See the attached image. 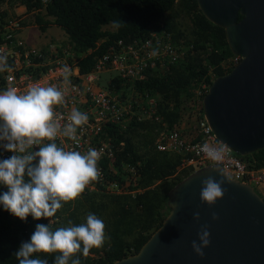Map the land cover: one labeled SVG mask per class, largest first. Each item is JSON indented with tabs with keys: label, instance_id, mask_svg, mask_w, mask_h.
<instances>
[{
	"label": "trees",
	"instance_id": "trees-1",
	"mask_svg": "<svg viewBox=\"0 0 264 264\" xmlns=\"http://www.w3.org/2000/svg\"><path fill=\"white\" fill-rule=\"evenodd\" d=\"M17 6L31 13L30 21L40 32L49 24L63 29L65 42L76 56L84 53L76 58L82 72L89 70L94 58L112 40L129 42L142 38L159 24L171 33L174 42L186 44L187 51L166 72L148 74L145 80L132 85L140 92L156 96V112L168 127L179 119L183 93L189 85L206 79L209 86L216 76L230 70L221 65L232 55L224 30L201 14L196 0H48L44 6L39 0H0V42L2 25L8 18H21L22 26L28 21L13 11ZM239 18L241 15H237ZM183 21H186V30L182 27ZM105 25L112 27L103 28ZM1 84L0 72V88ZM128 86L116 77L108 84L110 89L123 95L130 90ZM159 127L146 121L130 122L122 129L119 125L105 128L116 146L122 142L113 163L126 162L134 167L136 178L129 186L133 193L107 194L85 188L76 199L62 202L54 217L38 220L29 215L22 221L0 205V264H18L14 253L22 242L30 239L36 224L50 223L55 230L67 227L69 220L75 225L84 223L89 213L104 221L109 239L103 247L92 248L87 258L77 254L80 264H111L136 253L166 215L170 188L190 173L186 169L178 170L179 154L155 149ZM238 156L251 169L264 168V147ZM4 191L6 186L0 185V193ZM261 198L264 201V195ZM56 255L59 253L39 252L33 258L46 259L52 264Z\"/></svg>",
	"mask_w": 264,
	"mask_h": 264
},
{
	"label": "built area",
	"instance_id": "built-area-1",
	"mask_svg": "<svg viewBox=\"0 0 264 264\" xmlns=\"http://www.w3.org/2000/svg\"><path fill=\"white\" fill-rule=\"evenodd\" d=\"M47 1L39 0L42 6ZM21 28L19 17H10L2 25L0 55L7 57L10 70L0 71V92L14 88L22 93L34 84L45 87L53 85L61 88L65 94L63 102L54 105L56 118L62 125L68 123L67 117L73 109L88 114V122L77 128L78 143L62 135H58L56 139V143L66 150L86 152L88 148H95L101 152L98 161L101 176L86 186L88 190L107 194L134 192L129 188L136 178L134 167L126 162L119 165L113 163L122 142L116 146L105 128L119 125L122 129L130 122L146 121L161 127L154 141L155 149L181 156L178 170L192 172L207 164L218 165L232 180L264 186V168H249L245 160L212 133L203 116L201 104L208 88L206 79L187 87L183 93L180 117L170 127L156 112V96L132 87L134 83L145 80L148 74L166 72L188 49L186 44L174 42L171 33L161 24L151 28L146 36L139 39L129 42L112 40L85 72L80 71L76 63V58L84 53L76 56L65 41L49 43L44 49L22 45L17 41ZM240 58V55L232 54L221 65L231 69ZM65 68L69 70L67 81L64 76ZM114 77L127 82L131 86L130 90L123 95L121 91L110 89L108 84ZM183 115L193 124V130L187 134H183L181 130ZM221 149L223 158L217 163L212 155ZM12 154L0 147V159Z\"/></svg>",
	"mask_w": 264,
	"mask_h": 264
},
{
	"label": "water",
	"instance_id": "water-1",
	"mask_svg": "<svg viewBox=\"0 0 264 264\" xmlns=\"http://www.w3.org/2000/svg\"><path fill=\"white\" fill-rule=\"evenodd\" d=\"M201 14L224 30L231 54L239 62L216 76L201 99L212 133L235 154L264 147V0H196ZM237 15L241 18L237 19ZM218 165L202 166L175 183L167 193L168 211L134 254L111 264H264V201L248 185L226 177L222 199H200L202 180H216ZM226 175V174H224ZM227 176V175H226ZM199 212V220L194 213ZM219 219L213 220L212 213ZM207 224L210 245L198 256L192 241Z\"/></svg>",
	"mask_w": 264,
	"mask_h": 264
},
{
	"label": "clouds",
	"instance_id": "clouds-1",
	"mask_svg": "<svg viewBox=\"0 0 264 264\" xmlns=\"http://www.w3.org/2000/svg\"><path fill=\"white\" fill-rule=\"evenodd\" d=\"M6 70H10L7 57L0 55V71ZM68 71L65 68V81ZM64 95L57 86L39 84L22 93L14 88L0 92V147L13 153L0 159V185L7 188L0 193V205L22 221L29 215L37 220L54 217L62 202L76 199L101 176L98 167L101 152L95 148L86 152L66 150L56 143L58 135L78 143L77 128L89 119L86 112L73 109L67 117L68 123L62 125L56 118L54 105L61 104ZM222 158V149L212 155L217 163ZM220 175V180L211 176L202 180V202L214 205L223 198L227 191L223 187L224 177L229 182L231 177ZM199 218L200 213H194V219ZM212 219H219L218 214L213 212ZM105 227L104 221L94 213H89L84 223L75 225L69 220L67 227L55 230L50 223H38L30 239L22 242L14 254L18 264H48L46 259L33 258L39 252L59 253L52 264H80L77 254L87 258L92 248H101L108 241ZM208 228L207 224L202 225L199 243L192 241V248L200 257L211 242Z\"/></svg>",
	"mask_w": 264,
	"mask_h": 264
},
{
	"label": "rangeland",
	"instance_id": "rangeland-1",
	"mask_svg": "<svg viewBox=\"0 0 264 264\" xmlns=\"http://www.w3.org/2000/svg\"><path fill=\"white\" fill-rule=\"evenodd\" d=\"M23 18V17H22ZM25 20H31L32 19V15L28 14L26 17H24ZM27 21V23H25V25H23L21 28V32H23L24 34H26L27 36L31 37H38L40 39L43 40V43H40L39 46H34L36 48H42L44 49V47H46L49 43H61L63 41L66 40V34L64 33L63 29H61L60 27L54 25V24H49L48 26H46L45 30L43 31V33L40 32V30L33 26V22H29ZM112 26L110 25H105L103 26V28L106 29H111ZM182 27L184 30H186V21L182 22ZM48 42L45 46L44 43ZM106 76V75H105ZM185 115V114H184ZM183 115L182 117V133L183 134H187L189 132H191L193 130L192 127V123H189V121L184 118L185 116ZM250 186L254 189V191L260 196L262 197L264 194V186H257L254 185L252 183H250Z\"/></svg>",
	"mask_w": 264,
	"mask_h": 264
},
{
	"label": "crops",
	"instance_id": "crops-1",
	"mask_svg": "<svg viewBox=\"0 0 264 264\" xmlns=\"http://www.w3.org/2000/svg\"><path fill=\"white\" fill-rule=\"evenodd\" d=\"M13 11L16 13V14H19L21 17H26L28 14H31V13H25L24 12V7L23 6H17L13 9ZM29 21V20H28ZM31 22V21H29ZM33 26L37 27L36 24H33ZM23 28V27H22ZM43 33V32H41ZM17 41L20 42L22 45H25V46H39L40 43H43V40L38 38V37H29L27 36L26 34H24L23 32H21V30L18 32L17 34ZM48 42H45L44 43V46L47 44ZM41 46V45H40ZM259 186H263V185H259ZM264 195V194H263Z\"/></svg>",
	"mask_w": 264,
	"mask_h": 264
}]
</instances>
